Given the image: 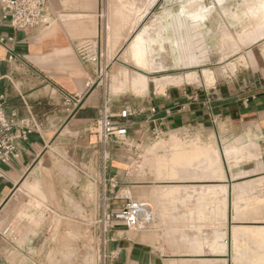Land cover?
Instances as JSON below:
<instances>
[{
	"label": "rangeland",
	"instance_id": "374dc122",
	"mask_svg": "<svg viewBox=\"0 0 264 264\" xmlns=\"http://www.w3.org/2000/svg\"><path fill=\"white\" fill-rule=\"evenodd\" d=\"M263 2L264 0H98L100 38L96 47L103 75L99 77L96 87L102 88V105L107 102V108H111L113 112L124 107L142 108L139 106L144 99L155 94L165 95L167 89L189 85L211 89L224 83V80L240 69L250 67L253 62L264 57V31L260 32L259 29L260 34L249 45L238 42L236 36L242 34L246 26L255 31L260 28L257 26L260 23L256 18H252L251 22L245 17L238 21L234 19V15H242L247 5L257 8ZM193 6H201L204 11L210 10L205 21L189 17H184L181 21L183 10L190 12ZM232 36L235 44H231ZM139 37L144 39L136 43L133 49L136 50L137 47L138 51L133 52L129 45ZM147 40L153 41L150 46L156 53V65L152 69L140 62L142 47L137 46L147 43ZM177 43L185 50L180 49ZM192 50L198 56V62L193 65L188 59L193 54ZM150 58L151 54L148 55L149 60ZM205 72L212 73L213 79H207ZM136 77L184 82L179 85L168 84L162 94L154 90L140 93L131 88L133 82H138ZM97 131L95 124L83 136L67 135V139L51 145L27 182L4 210L0 219V231L9 243L16 241L22 248L29 245L31 250L26 249L25 253L28 264H100L104 260L105 250L108 254L116 255L109 251V247L113 240L121 238L142 241L149 246L148 251L152 255L164 260L177 254L212 255L211 259L225 255L226 261L221 264H248L235 260L231 234L236 226L264 227V176L238 181L231 188L220 184L216 186L218 183L215 182H202L225 179L220 178L225 173L222 154L216 146H205L198 139L184 138L176 133L169 141L165 134L141 127L137 128L140 134H136V138L135 135L130 136V147L115 146L119 151L115 150L114 153L125 152L131 158L125 173L120 172L116 179L119 182L123 176L125 179L129 176L132 185L124 186L119 182L114 188L108 182L111 177L108 174L105 176L111 170L109 153L107 150L105 153L100 143H97ZM193 142H197L202 149L214 147L207 150L214 151L221 157L219 171L218 167L212 168V172L207 170L210 167V163L207 164L208 156L203 155L200 160L187 163L175 155L181 148L188 149ZM249 147L226 148L228 162L231 160L237 164L254 160L256 155ZM246 154L248 155L244 156ZM174 160L176 162L172 163ZM201 161L204 163H197ZM172 164L174 170L171 169V173L164 171L167 165L172 167ZM206 172L210 173L205 175ZM247 174L249 172L243 175ZM185 181H189L186 183L188 186L177 184ZM203 185L205 189L216 187L227 190V215H221V206L223 208L225 202L224 191L205 196V189H200ZM154 188L163 191L173 188L177 192L174 199L163 198L164 193H155ZM127 199L149 205L155 214L154 221L137 230L108 222L105 214L121 209ZM217 207L220 208V213H212ZM203 213L205 219H201ZM188 231L198 240L204 238L206 243L218 235L225 237L226 252L211 251L210 254H205L206 250L201 248L197 251L177 250L181 248V245L178 247L177 239L186 240ZM201 233L206 236L202 237ZM243 234L240 242L243 240L244 244L250 245L251 256L258 255L262 248L247 233ZM190 238L192 236H188L189 241ZM173 240L176 248L174 251L171 250ZM91 244L95 247L92 250ZM110 261L107 259L105 264ZM115 261L116 258L113 262Z\"/></svg>",
	"mask_w": 264,
	"mask_h": 264
},
{
	"label": "crops",
	"instance_id": "0c3cea01",
	"mask_svg": "<svg viewBox=\"0 0 264 264\" xmlns=\"http://www.w3.org/2000/svg\"><path fill=\"white\" fill-rule=\"evenodd\" d=\"M98 5V0H50L54 25L48 30L24 31L14 30L9 21L4 20L0 7V40H3L0 44V96L5 98L7 111H16L22 119L36 126L26 142H18L19 158L10 164L0 163V219L46 150L67 139V135H85L99 118L102 88L96 85L92 89L86 88L90 81L97 84L99 65L86 63L79 55L83 42L93 40L98 43L100 38ZM67 95H79L81 105L76 109L68 108L65 104ZM139 107L144 113L131 120L130 134L135 138L140 134L137 128L143 127L165 134L169 141L176 133L219 149L225 179L202 182L231 188L238 181L264 176V57L211 89L190 85L175 87L167 89L165 95L155 94L144 99ZM115 146L113 143L101 146L109 153L111 170L105 176L111 178H119L120 172L125 173L131 161L125 152L114 153L119 151ZM232 146H250L256 158L236 165L234 161L228 162L225 149ZM119 166L123 169H118ZM246 172L249 174L243 175ZM119 182L124 186L132 185L129 176L128 179L123 176ZM188 232L191 241L188 236L186 240L178 238L176 241L181 248L177 250L197 251L201 248L206 250L205 254L227 250L225 237L218 235L206 243L204 238L198 240L191 231ZM201 235L206 236L205 233ZM174 242L173 251L176 249ZM148 248L142 241L113 240L109 251L115 252L117 257L115 262L108 264H214L212 262L216 261L221 264L226 261L225 255L211 259L212 255L188 254H177L164 260L152 255ZM26 249L31 250L29 245L22 248L16 241L7 242L0 231V264H28Z\"/></svg>",
	"mask_w": 264,
	"mask_h": 264
},
{
	"label": "built area",
	"instance_id": "2783aa9c",
	"mask_svg": "<svg viewBox=\"0 0 264 264\" xmlns=\"http://www.w3.org/2000/svg\"><path fill=\"white\" fill-rule=\"evenodd\" d=\"M0 7L4 20L9 21L10 26L17 31L48 30L55 23L51 14L50 0H0ZM2 43L3 40H0V44ZM96 44L93 40L83 42L79 47V55L84 62L99 65L96 74L98 81L99 77L103 75V70L100 66L101 59ZM95 85L96 82L90 81L86 84V88L92 89ZM81 103L82 98L79 95L66 96L65 104L68 108L76 109ZM106 105L107 102H104L96 121L98 127L97 143L99 142L103 147H107L111 143L130 147L131 120L143 114L144 109L124 107L115 113ZM35 130L36 126L26 119H22L16 111H7L5 98L0 96V163L10 164L17 160L19 158L18 142H26ZM105 153L107 152L105 151ZM109 183L114 188L118 185L116 177L109 179ZM127 200L126 204L118 211L105 214L108 222L121 224L129 230H137L154 221L155 214L149 205L139 201ZM90 246L91 250L95 248L92 247L93 244ZM105 251L103 252L104 260L100 264H105L107 259L113 261L116 258L114 253L108 254Z\"/></svg>",
	"mask_w": 264,
	"mask_h": 264
},
{
	"label": "bare ground",
	"instance_id": "6f19581e",
	"mask_svg": "<svg viewBox=\"0 0 264 264\" xmlns=\"http://www.w3.org/2000/svg\"><path fill=\"white\" fill-rule=\"evenodd\" d=\"M203 9L204 8H202L201 6H193L192 9L190 10V12H187V11L183 10V12H182L183 16H182L181 21L183 20L184 17H189V18H192L193 20H201L202 22L205 21L207 19V17L209 16V11L210 10L204 11ZM243 17L249 19V20H247L249 22H251L252 18H256V20H258L259 23H260L259 25H257L258 27H260L257 30L251 31V30L248 29V26H246L244 28L242 34H238L236 36V40L238 42H242V43H245V44L247 43L249 45L254 40V38L257 35L260 34V32L264 31V29L262 30V28H264V2L260 6H258L257 8H255L254 5H252V6L247 5L246 6V10H245V12L242 13V15H240L238 13H236L234 15V19H236L238 21L243 19ZM259 29H260V32L258 31ZM145 34H146V32H145ZM143 39H142V37H139L137 39V41L133 40L130 43V45H129V49H132L133 52L138 51L137 47L135 48L136 50H134L133 48L136 46V43L138 41L140 42ZM249 40H250V42H249ZM152 42H153L152 40H147V43L142 44V45H137V46H141L142 47V53L143 54H142V56H140V60H141L140 62L142 64L146 65V67L148 69H152L156 65V62L154 61L156 53H154L155 51L153 49H151V46H150V44ZM231 44H235V40L233 39V36L231 38ZM177 46L180 49H182L183 51L185 50L178 43H177ZM192 52H193V54L190 55V57H188L191 65L196 64V62H198L197 61L198 56H197V54H195V50H192ZM153 53H154V55L152 56ZM149 54H151L150 60L148 59V55ZM205 77L207 79H209V80H212L213 79V74L210 73V72H205ZM136 79L138 80L137 84L135 82H133L131 88L134 91H137V92H140V93L144 92V91L154 90L156 93L162 94V93L165 92V89H166L168 84L179 85L180 83L184 82L182 80L178 81L176 79L175 80H169L167 82L160 81V80H146L145 78H141V77H136ZM116 86L117 85L115 84V87ZM117 89H119V88H115V90H117ZM137 92H135V93H137ZM140 93H138V94H140ZM177 148H179V147H177ZM210 148H212V147H203V149H202L197 144V142H193L188 149H182L181 148L180 150L177 151V153L175 155H178L179 158H181L183 160H186L187 163H193L194 161H198V160H200L203 157V155L204 156H208L209 160H208L207 164L210 163V167H207V170L212 172V168L218 167L217 170L219 171V165L221 164V159H220L221 157L218 156L216 154V152L211 151V150H207V149H210ZM247 155L248 154H246L244 156H247ZM173 162H176V161L174 160V161H172V163ZM229 162H231V160H229ZM197 163H204V162L201 161V162H197ZM171 169L174 170V165L173 164H172V167L170 165H167L164 171L170 172ZM210 172H206L205 175L210 173ZM220 178L224 179L225 175L221 174ZM200 187H202V188H200L202 190L205 189V186H200ZM154 190H155V188H154ZM203 191H205V193H206L205 196L217 195L218 193L224 191L225 202H224V207L222 208V206H221V215L222 216L223 215H227V203H226V199H227L226 198V191L227 190H222V189L216 188V187H210V188H207V189H205ZM157 192L158 193L159 192L160 193H164L163 198L171 197L172 199H174V195L177 192V190H175L173 188H168L167 190L163 191L162 189L159 190L157 188L155 190V193H157ZM187 193H189V192H187ZM242 194H243V192H242ZM188 196H189V194H188ZM250 205H252V202H250ZM236 209L238 210L237 207H236ZM210 210H212V209L210 208ZM215 211L217 213H220V208L217 207L215 210H213L212 213H214ZM205 217L206 216L203 213L201 215V219H205ZM243 233H247V235L250 236V239L252 238L253 240H255L257 245L260 246V248H262V250L259 252L258 255L254 256V257L251 256L250 251H252V250H251L250 245L248 243L244 244L243 240H242V242H240V240H241L240 236L241 235L243 236L244 235ZM231 235H232V238H233V251H234V254H235V260L236 259L239 260V261L241 260V261L246 262L248 264H264V227L256 228V227L236 226V227L233 228V233ZM216 238H218V237H216ZM254 248H256V247H254Z\"/></svg>",
	"mask_w": 264,
	"mask_h": 264
}]
</instances>
